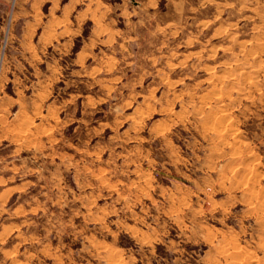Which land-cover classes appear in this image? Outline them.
Here are the masks:
<instances>
[{"label":"rangeland","instance_id":"obj_1","mask_svg":"<svg viewBox=\"0 0 264 264\" xmlns=\"http://www.w3.org/2000/svg\"><path fill=\"white\" fill-rule=\"evenodd\" d=\"M0 264H264V0H0Z\"/></svg>","mask_w":264,"mask_h":264},{"label":"bare ground","instance_id":"obj_2","mask_svg":"<svg viewBox=\"0 0 264 264\" xmlns=\"http://www.w3.org/2000/svg\"><path fill=\"white\" fill-rule=\"evenodd\" d=\"M210 57H211V56H210ZM109 248H110V247H109ZM112 249H113V248H112ZM109 250H110V249H109ZM111 251H112V250H110V252H109V251H107V252H109V253H113V251H112V252H111ZM236 251H237V250H236ZM240 252H241V251H240ZM109 253H108V254H109Z\"/></svg>","mask_w":264,"mask_h":264}]
</instances>
